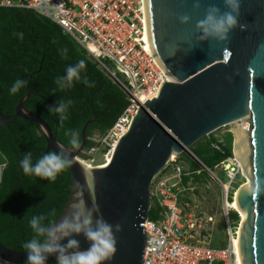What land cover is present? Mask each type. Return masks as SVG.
<instances>
[{
    "label": "water",
    "instance_id": "water-1",
    "mask_svg": "<svg viewBox=\"0 0 264 264\" xmlns=\"http://www.w3.org/2000/svg\"><path fill=\"white\" fill-rule=\"evenodd\" d=\"M145 6L152 50L170 80L139 107L105 166L89 167L79 158L97 116L69 147L24 108L30 90L17 102L12 116L37 122L47 149L69 163L72 191L48 244L19 251L0 242V264H143L148 233L142 223L150 217L154 178L185 152L217 178L191 147L242 121L250 136L251 182L236 196L246 212L240 255L243 264H264V0H145ZM10 117L0 109V125ZM7 163L0 149V182Z\"/></svg>",
    "mask_w": 264,
    "mask_h": 264
},
{
    "label": "trees",
    "instance_id": "trees-1",
    "mask_svg": "<svg viewBox=\"0 0 264 264\" xmlns=\"http://www.w3.org/2000/svg\"><path fill=\"white\" fill-rule=\"evenodd\" d=\"M29 90L32 94L24 108L46 120L57 139L69 147L81 142L84 124L97 116L87 126L80 156L95 145L92 137L110 128L128 104L125 90L59 24L34 9L0 6V109L11 116L0 125V149L8 159L0 182V242L19 251H37L48 244L50 226L72 191L70 165L47 149L40 125L12 116ZM227 137L224 143L211 133L191 149L215 171L233 153V133ZM178 157L190 165L184 184L200 183L209 175L191 156ZM183 199L190 198L187 194ZM232 211L237 219L230 212L231 219L240 222L237 211ZM158 217V206L152 204L150 218ZM213 245L225 243L219 245L214 238Z\"/></svg>",
    "mask_w": 264,
    "mask_h": 264
},
{
    "label": "built area",
    "instance_id": "built-area-1",
    "mask_svg": "<svg viewBox=\"0 0 264 264\" xmlns=\"http://www.w3.org/2000/svg\"><path fill=\"white\" fill-rule=\"evenodd\" d=\"M0 6L34 9L59 24L125 90L127 106L110 128L92 137L95 145L84 151L91 160L98 146L104 145L106 160L129 130L139 107L157 97L170 80L147 38L145 0H0ZM104 57L115 63V70ZM215 167L227 172L225 181L216 178L225 195V245H213V229L204 228L203 219L200 222L189 200L183 199L194 189L193 181L183 183L191 172L175 155L151 183L152 204L158 206L159 217L142 223L148 233L143 264H243L235 243L240 222L231 219L233 208L229 206L231 190L235 196L244 183V179L237 183L244 176L243 169L234 151Z\"/></svg>",
    "mask_w": 264,
    "mask_h": 264
},
{
    "label": "rangeland",
    "instance_id": "rangeland-1",
    "mask_svg": "<svg viewBox=\"0 0 264 264\" xmlns=\"http://www.w3.org/2000/svg\"><path fill=\"white\" fill-rule=\"evenodd\" d=\"M103 59L111 68L115 70V63L111 59L107 57H104ZM119 75L122 78H124L121 74ZM245 126L247 129L248 125L246 124V122H245ZM234 129H235V124H229L213 132L212 136L225 143L227 142V140H229L227 137L229 132L233 133V137L235 139ZM248 137H249L248 141L250 144V136L248 135ZM98 147L99 148L91 156L92 158L91 160L88 159L87 153H84L86 155L79 157L85 163L93 166L105 163L108 158L105 160L104 149H103L104 145H99ZM250 154H251V148L249 149V156H248V169H249V173L251 174ZM184 155L191 156L188 152H185ZM179 161L184 165L185 168L190 169V165L189 163L186 162L185 159H181ZM214 172L216 173V175H218V177L221 180L223 181L226 180L227 172H225V170H223L221 167H218ZM208 174H209L208 176L203 177L200 183L191 184V186H193L194 189L188 192V196L190 197L189 203L190 206L192 207L191 210L194 212V216L198 218L199 221L203 219L202 222L203 225L205 226L204 228L211 227L213 229L214 238H216V241L219 245H222V243L223 244L226 243L224 217H223V206L225 204V195L223 193V189L220 181L216 179L215 176L211 175V173ZM242 174L244 173L242 172ZM243 177H244V181H247L248 178L246 176ZM242 181H243L242 177L239 176L237 179V183H240ZM229 196L230 197L234 196L233 190H231ZM232 210L233 209H231L233 218L237 219L236 214ZM209 218H211L210 223L207 222V219ZM63 263L68 264V261L64 259Z\"/></svg>",
    "mask_w": 264,
    "mask_h": 264
},
{
    "label": "bare ground",
    "instance_id": "bare-ground-1",
    "mask_svg": "<svg viewBox=\"0 0 264 264\" xmlns=\"http://www.w3.org/2000/svg\"><path fill=\"white\" fill-rule=\"evenodd\" d=\"M147 38H148V41H149V37H148V32H147ZM150 43V42H149ZM235 154H236V157L240 163V165L242 166V169H243V173H245L244 175L248 178L247 181H245L243 183V186H247L251 180L250 178L248 177L249 176V169H248V156H249V139H248V132H247V129H246V126H245V122H237L235 123ZM175 156V155H174ZM173 156V157H174ZM80 158V157H79ZM111 159V156L108 157L107 161L103 164H100V165H96V166H105ZM81 160V158H80ZM81 162H83L86 166H89V167H93V165H90V164H87L85 163L84 161L81 160ZM237 191L235 193V196L234 198L232 199L231 198V201L229 202V206L231 208H233V210H236L241 219H240V228L238 229L239 230V235H240V231H241V226L243 224V221L245 220V216H246V212H244L243 210L240 209L238 203H237ZM236 243V248L240 254V239H236L235 241Z\"/></svg>",
    "mask_w": 264,
    "mask_h": 264
}]
</instances>
